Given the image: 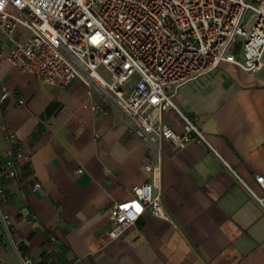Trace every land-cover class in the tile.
<instances>
[{
	"label": "crops",
	"instance_id": "1",
	"mask_svg": "<svg viewBox=\"0 0 264 264\" xmlns=\"http://www.w3.org/2000/svg\"><path fill=\"white\" fill-rule=\"evenodd\" d=\"M0 83L14 91L0 102V149L14 132L29 153L17 178L0 176V264H264V206L244 184L264 194V67L222 63L180 88L178 103L223 160L196 143L179 152L166 144L161 193L173 222L145 211L117 239L110 207L149 177L148 147L130 119L96 90L105 112L84 107L79 78L43 83L4 57ZM166 120L183 131L174 111Z\"/></svg>",
	"mask_w": 264,
	"mask_h": 264
},
{
	"label": "built area",
	"instance_id": "2",
	"mask_svg": "<svg viewBox=\"0 0 264 264\" xmlns=\"http://www.w3.org/2000/svg\"><path fill=\"white\" fill-rule=\"evenodd\" d=\"M0 33V58L43 83L64 87L79 78L88 93L84 107L105 112L94 102V91H99L130 119V130L147 145L143 165L148 180L132 187L131 200L115 201L109 209L112 239L136 225L145 211L173 222L161 193L166 144L179 152L196 143L222 159L178 103L180 88L222 63L249 73L264 67V2L0 0ZM12 95L0 83V102ZM170 111L182 119V132L166 120ZM7 138L8 148L0 149V176L5 180L18 177L19 158L29 159L14 132ZM256 182L264 192V175H257ZM244 184L264 206V194ZM36 189L38 185L32 187Z\"/></svg>",
	"mask_w": 264,
	"mask_h": 264
},
{
	"label": "rangeland",
	"instance_id": "3",
	"mask_svg": "<svg viewBox=\"0 0 264 264\" xmlns=\"http://www.w3.org/2000/svg\"><path fill=\"white\" fill-rule=\"evenodd\" d=\"M247 1H248V0H247ZM247 16H249V14H248ZM100 72L103 73L104 71L100 69ZM104 74H106V73H104Z\"/></svg>",
	"mask_w": 264,
	"mask_h": 264
}]
</instances>
